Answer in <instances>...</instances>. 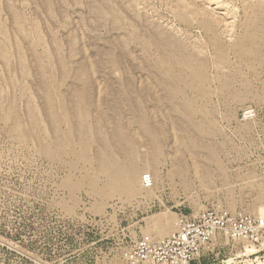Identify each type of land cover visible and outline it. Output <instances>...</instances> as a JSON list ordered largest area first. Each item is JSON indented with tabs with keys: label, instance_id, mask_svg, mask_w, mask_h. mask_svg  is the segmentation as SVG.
Here are the masks:
<instances>
[{
	"label": "rangeland",
	"instance_id": "1",
	"mask_svg": "<svg viewBox=\"0 0 264 264\" xmlns=\"http://www.w3.org/2000/svg\"><path fill=\"white\" fill-rule=\"evenodd\" d=\"M213 209L264 216V0H0V264H158Z\"/></svg>",
	"mask_w": 264,
	"mask_h": 264
},
{
	"label": "built area",
	"instance_id": "2",
	"mask_svg": "<svg viewBox=\"0 0 264 264\" xmlns=\"http://www.w3.org/2000/svg\"><path fill=\"white\" fill-rule=\"evenodd\" d=\"M146 189L154 186L150 174L142 178ZM217 234L224 235L236 243L257 245L264 242V216L243 212L229 213L213 209L197 218L181 215L178 230L157 243L140 245L143 261L158 264H200L205 250Z\"/></svg>",
	"mask_w": 264,
	"mask_h": 264
},
{
	"label": "bare ground",
	"instance_id": "3",
	"mask_svg": "<svg viewBox=\"0 0 264 264\" xmlns=\"http://www.w3.org/2000/svg\"><path fill=\"white\" fill-rule=\"evenodd\" d=\"M102 164V163H101ZM115 165V164H114ZM122 167V166H121ZM110 168V167H109ZM114 168H116V167H114ZM132 168V167H131ZM118 169V168H117ZM103 170V169H102ZM116 170V169H115ZM114 170V171H115ZM119 170V169H118ZM121 170V169H120ZM107 171V170H106ZM132 171V170H131ZM120 172V171H119ZM118 172V173H119ZM128 172V171H127ZM136 172V171H135ZM114 173V172H113ZM117 174V173H116ZM122 174V173H121ZM120 174V175H121ZM126 174V173H125ZM115 176V175H114ZM113 176V177H114ZM123 176V175H122ZM133 176H135V175H133V173L130 175V177L127 179V185H128V188H129V186L131 187L132 185H134L133 183L135 182V180H136V178H134ZM112 177V178H113ZM119 177V176H118ZM126 177H128V176H126ZM137 177V176H136ZM139 177V176H138ZM121 178V177H120ZM142 178V177H141ZM122 179V178H121ZM117 180V179H116ZM123 180H124V178H123ZM140 180V179H139ZM110 182H112V180L110 181ZM114 182V181H113ZM139 182V181H138ZM116 183V182H115ZM119 183V182H118ZM137 183V182H136ZM113 185V184H112ZM125 185V184H124ZM114 186H115V184H114ZM116 186H118V185H116ZM121 186V185H120ZM126 186V185H125ZM119 187V186H118ZM134 187V186H133ZM116 189V188H115ZM126 189V188H125ZM150 189H152V188H150ZM111 190H113L112 188H111ZM128 190V189H127ZM127 190H125V191H127ZM131 192V191H130ZM129 192V193H130ZM177 224H178V222H177ZM178 229V228H177Z\"/></svg>",
	"mask_w": 264,
	"mask_h": 264
}]
</instances>
